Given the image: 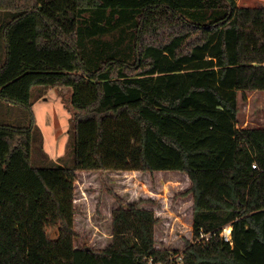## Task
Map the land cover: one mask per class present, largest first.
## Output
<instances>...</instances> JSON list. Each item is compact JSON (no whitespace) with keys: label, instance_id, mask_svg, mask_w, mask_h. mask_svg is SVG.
<instances>
[{"label":"trees","instance_id":"16d2710c","mask_svg":"<svg viewBox=\"0 0 264 264\" xmlns=\"http://www.w3.org/2000/svg\"><path fill=\"white\" fill-rule=\"evenodd\" d=\"M0 15V264H264V129L237 127L238 94L264 91V7L0 0ZM134 16V62L87 47ZM36 86L70 90V167L33 164ZM131 171L188 176L183 252L157 248L153 210L122 203L105 249L75 247L77 173Z\"/></svg>","mask_w":264,"mask_h":264},{"label":"rangeland","instance_id":"374dc122","mask_svg":"<svg viewBox=\"0 0 264 264\" xmlns=\"http://www.w3.org/2000/svg\"><path fill=\"white\" fill-rule=\"evenodd\" d=\"M238 5L264 7V0H238ZM89 15L85 17L89 18ZM135 20L136 16L134 20L118 23L110 33L89 40L87 47L95 50L99 46L101 51L97 57L100 60H105L108 54L113 55L116 51L114 57L134 62L130 44L135 40ZM4 52L5 41L0 32V57ZM31 102L40 131H33V164L74 165V111L70 105V96L58 88L36 86L31 90ZM238 105V128L264 129V91L240 92ZM23 117L21 113L14 112L5 121L13 125L20 122L18 124L24 127L28 121L23 123ZM16 118L21 120L14 121ZM190 187L188 176L179 172H78L74 202L77 209L75 247L105 249L112 241V214L122 203L125 207L139 205L142 209L153 210L159 219L156 228L157 248L173 253L183 252L187 242L195 240L193 199L192 195L187 194Z\"/></svg>","mask_w":264,"mask_h":264},{"label":"built area","instance_id":"2783aa9c","mask_svg":"<svg viewBox=\"0 0 264 264\" xmlns=\"http://www.w3.org/2000/svg\"><path fill=\"white\" fill-rule=\"evenodd\" d=\"M221 237L226 241L231 243L232 241V227L231 226H227L223 229V231L221 232ZM150 264H154L153 262H151Z\"/></svg>","mask_w":264,"mask_h":264},{"label":"water","instance_id":"95a60500","mask_svg":"<svg viewBox=\"0 0 264 264\" xmlns=\"http://www.w3.org/2000/svg\"><path fill=\"white\" fill-rule=\"evenodd\" d=\"M60 91H64L66 92L67 96L69 95L70 96V90H65L67 88H58Z\"/></svg>","mask_w":264,"mask_h":264},{"label":"crops","instance_id":"0c3cea01","mask_svg":"<svg viewBox=\"0 0 264 264\" xmlns=\"http://www.w3.org/2000/svg\"><path fill=\"white\" fill-rule=\"evenodd\" d=\"M248 8H251V7H248ZM252 8H254V7H252ZM65 90H69V89H65ZM33 107H34V105H33ZM6 108V107H5Z\"/></svg>","mask_w":264,"mask_h":264}]
</instances>
